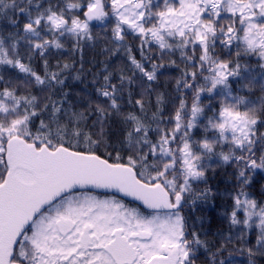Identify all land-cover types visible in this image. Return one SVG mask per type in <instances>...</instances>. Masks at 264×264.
<instances>
[{
  "label": "snow or ice",
  "instance_id": "1",
  "mask_svg": "<svg viewBox=\"0 0 264 264\" xmlns=\"http://www.w3.org/2000/svg\"><path fill=\"white\" fill-rule=\"evenodd\" d=\"M0 20L13 29H0V264H197L201 250L225 264L232 236L213 251L183 214L212 198L194 185L214 160L235 167L223 215L237 240L255 230L248 264L264 256V185L260 200L247 191L264 174V97L249 99L264 93V0H0ZM93 22L113 25L105 51L127 63L73 98L72 66L45 57L63 38L92 39ZM172 68L178 103L165 115L153 84Z\"/></svg>",
  "mask_w": 264,
  "mask_h": 264
},
{
  "label": "trees",
  "instance_id": "2",
  "mask_svg": "<svg viewBox=\"0 0 264 264\" xmlns=\"http://www.w3.org/2000/svg\"><path fill=\"white\" fill-rule=\"evenodd\" d=\"M112 24H100L99 22H93L91 27L92 39L81 40L78 47H74L75 40L73 38H63L64 46L60 49L52 48L46 54L49 66L54 68L59 62L61 65L69 64L72 66L70 70L64 73L66 80L65 91L72 93V97L75 98V94L80 92L84 88V84L89 83L92 77L96 73L103 72L105 66L108 69L114 70L119 67H123L127 63V57L121 50L113 54L112 52L105 51V49L115 48V44L111 40V28ZM0 29H4L5 32L13 31V29L7 24L5 20H0ZM126 43L132 45L135 49L138 41L131 35L126 37ZM23 52L24 49L22 48ZM229 52L231 54L229 55ZM217 55L222 59H235L236 48L231 50L218 47L216 49ZM139 59V53H136ZM177 61L180 68H183V64H180L179 54L177 53L172 57ZM240 63L242 65H249L256 72H259L257 66L256 57L244 56ZM33 67L43 74V60L38 56L32 61ZM82 68V70H81ZM7 75H14L13 71L6 73ZM179 71L175 68L168 69L164 76H161L159 80L153 84V87L157 92H162L168 101L165 106V115H168L173 110V104L178 103L176 99L177 93L175 92V78L179 76ZM80 75L84 83L80 80H75L73 77ZM239 87V85H237ZM35 91V90H34ZM242 95L244 93H241ZM264 97V93H261L259 87L253 89L249 95V99L255 101L257 105L261 102V98ZM127 97L125 96V99ZM155 99V93L153 94V101ZM206 102V101H205ZM216 101H213L215 103ZM126 110H128L126 108ZM151 113H149L150 115ZM212 163V167L206 173L207 183L195 184L194 188L203 189L210 187L213 190V196L207 203L198 201L194 208L185 207L183 214L188 218L190 225H194L197 232H201V239L208 240L212 245V250L220 247L221 242L227 236H232V243H228L226 250L221 256V259H225V264H248L247 248L254 247L256 232L250 230L247 232L244 240H237L236 237L240 235V226H230L229 221L225 215H223L226 209L230 210L232 203L230 193H234L237 189V181L234 177L235 167L233 165H225L218 163L215 160ZM261 185H264V174H258L254 177L253 184L247 189L256 199L260 200L262 197ZM200 218L198 220L197 218ZM202 221V223H201ZM203 229V231H201ZM207 233V235H204ZM231 253V256H229ZM207 259L206 254L201 250L197 264H205ZM255 264H264V256L254 257Z\"/></svg>",
  "mask_w": 264,
  "mask_h": 264
}]
</instances>
